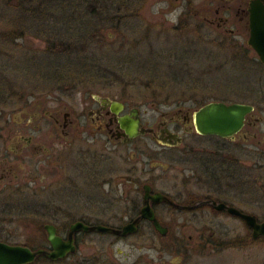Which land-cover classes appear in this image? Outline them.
<instances>
[{"label":"rangeland","instance_id":"obj_1","mask_svg":"<svg viewBox=\"0 0 264 264\" xmlns=\"http://www.w3.org/2000/svg\"><path fill=\"white\" fill-rule=\"evenodd\" d=\"M190 1L191 12L183 16L188 0H145L143 6L129 9L120 0H0V112L11 126L33 125L39 106L47 109L49 101L75 88L80 89L74 94L77 99L94 92L114 96L129 107L137 105L143 122L151 125L162 113L165 116L161 120L174 115L177 106L194 107V98L252 103L256 107L254 115L264 117V65L259 57L245 38L224 37L206 23L205 16L217 17L216 9L219 15L231 17L221 10L222 0ZM238 1L230 0L235 5L233 20L239 17ZM180 16L183 18L178 23ZM258 124L255 142L261 141L264 150V122ZM144 143L148 150H143ZM160 147L149 136L137 138L123 152V158L115 156L112 164L141 167L161 163L175 167L172 159H178L177 150L164 156ZM79 162L73 156L65 165L73 170ZM103 162L98 164L107 165L110 160ZM186 164H191L190 160ZM121 175L120 180L127 181ZM37 179L42 180L40 176ZM135 181L132 177L127 184L136 196L143 181ZM155 186L174 194L167 181ZM53 190L57 191L54 197L2 194L0 224L4 228L0 241L33 249L49 245L47 234L40 229L45 223L57 225L64 235L77 217V213L69 215L68 207L76 212L80 190L66 183ZM49 197L56 198L55 203L47 204ZM137 202L141 206V197ZM156 209L169 228L166 236L147 232L141 226L143 230L127 238L100 232L81 238L79 233L83 244L63 263L41 258L32 264H79L80 257L91 255L124 264H149L152 259L156 264L162 260L163 264H243L236 249L210 251V247H204L210 241L206 227L231 228L227 219L211 221L207 213H186L179 219L163 205ZM101 219L88 223L116 228L128 222L119 214ZM258 255V264H264L263 244Z\"/></svg>","mask_w":264,"mask_h":264},{"label":"flooded vegetation","instance_id":"obj_2","mask_svg":"<svg viewBox=\"0 0 264 264\" xmlns=\"http://www.w3.org/2000/svg\"><path fill=\"white\" fill-rule=\"evenodd\" d=\"M251 1H238L239 6L236 12L239 17L233 20L231 13L234 10V2L222 0L224 8L221 10L229 12L231 17L219 15V10L216 9L217 17L212 19L205 16V21L208 25L215 26L224 37L236 38L237 36L239 40L245 38L247 44L246 35L250 36ZM184 5L186 9L182 13L185 12L183 16L186 15V11H189V14L191 12V7L185 3ZM183 16L179 17L178 23ZM79 90L72 88L70 91H63L62 94L66 95L49 101L47 109L39 106L33 125L18 123L11 126L4 113L0 112V196L5 194L12 197V195L27 193L31 198L42 197L44 194L54 197L57 191L53 189H57L60 184L64 186L66 183L68 187L77 186L80 190L76 212L66 206L69 215L77 213L75 221L79 220L87 224L89 221H97L110 214L112 217L119 214L122 219L128 221L123 224L125 225L139 216L141 207L146 201L144 197L146 187H149L148 194L154 195L160 192L171 198L170 203L161 201L154 204L149 200L155 217L164 227L162 218H159L156 212L157 206L160 205L172 209L175 213L174 217L179 219L186 213L195 215L207 213L212 216L211 221L217 222L227 219L230 225H233L231 228L206 227L210 241L206 242L204 247H210V251L236 249L242 256L240 261L243 264L244 262L258 264V258H260L258 249L262 247V244L264 245V237L260 235L254 237L253 231L242 217L229 213L227 210V208H235L242 214L246 213L254 217L259 224L264 222V196H260L262 195L260 189L264 191V163H262L264 160H261L264 150L261 149V141L255 142L257 137L255 132L259 129L258 123L264 122V117L254 115L256 107L252 103H246L252 105L254 109L245 116L240 132L224 138L218 135L202 134L196 130L194 121V114L208 102L230 103L222 99L206 102L194 98L197 104L194 107L177 106L174 115L161 120L165 116L162 113L160 118L157 117L155 124L151 125L147 121L143 122L137 105L129 107L125 101L114 96L94 94V92L77 99L74 94L77 91L80 92ZM0 109L2 110V107ZM124 118L138 119L140 126L147 131L144 135L138 134L134 137L128 135L126 127H123L120 122ZM40 136H43L45 140ZM146 136L160 144L159 152L164 156L177 150L178 159H172L175 167L169 164L161 165V163H151L150 166L142 164L141 167H118L112 164L115 156L123 158V152L132 146L135 139ZM9 142L11 144L6 148ZM79 144L84 146L78 148ZM148 148V144L144 143L143 150ZM73 156H76L80 162L71 170L65 163H68ZM107 159L110 160L109 164H98L102 161L105 163ZM189 160L191 164L187 165L186 162ZM158 168L162 172H156ZM121 174L128 178L127 181H130L132 177L136 178L137 183L143 181L141 189L135 191L136 196L132 193L134 190L127 181L120 180ZM38 176L42 180L39 181ZM161 181L170 183L175 189L174 194L162 188L156 189L155 185ZM81 187H87V191L83 192L84 188L80 189ZM138 197H141V206L138 205ZM55 201L56 198L49 197L47 204H53ZM223 204L226 206L219 208ZM118 209L120 211L115 213ZM48 210L50 211L51 208L48 207ZM234 221L236 223L232 224L231 222ZM140 226L147 232L151 231L164 236L153 228L149 220H140L137 233L142 229ZM3 228L4 226L0 224V231ZM68 229L69 226L62 235L56 225V232L65 240ZM44 233L46 234L45 231ZM79 233H82L81 238H87L89 233L96 232H77L74 236L76 251L73 254L69 253L67 257L76 254L83 244V239L80 240L77 236ZM137 233H130V235ZM130 235L114 236L127 238ZM41 248H50V244ZM65 259H58L53 263H63ZM78 262L79 264H124L121 261L113 262V259L105 260L101 256L95 258L92 255L87 258L80 257ZM163 263L165 260L159 261V264ZM149 264L156 263L152 259Z\"/></svg>","mask_w":264,"mask_h":264},{"label":"water","instance_id":"obj_3","mask_svg":"<svg viewBox=\"0 0 264 264\" xmlns=\"http://www.w3.org/2000/svg\"><path fill=\"white\" fill-rule=\"evenodd\" d=\"M249 13L250 36L247 39V44L251 46L253 52L259 57L261 63L264 64V0H252ZM253 109L254 107L252 105L242 104L240 102H230L229 104L222 103V101L208 102L194 114L196 130L206 135L212 134L223 136L224 138L230 137L240 132V128L243 122H245V116L253 111ZM120 122L123 127H126L127 134L132 137L138 134L144 135L147 131L140 126L138 119L128 120L124 118ZM148 190L150 188L146 187L144 195L146 199L145 205L141 207L139 216L133 221L119 228H112L111 226L101 224L90 226L88 223L86 224L83 221L76 220L69 226L66 240L56 232V225L45 223L42 228L48 236L47 240L50 248L44 249L38 247L32 250L28 245L8 244L6 241H0V264H32L40 257H45L51 262H55L58 259L62 260L67 258L69 253L73 254L76 251L74 236L77 232H110L113 235L124 237L130 235V233H137L138 223L142 219L151 221L153 228L160 235L165 236L168 228L164 227L159 219L155 217L153 207H151L149 200L154 204H158L161 201L170 203L172 202L171 198L169 199L160 192L150 195L148 194ZM225 206L223 204L219 208ZM227 210L229 213L242 217L244 222L253 231L254 237L259 235L264 237V222L259 224L254 217L246 213L242 214L235 208H227Z\"/></svg>","mask_w":264,"mask_h":264},{"label":"trees","instance_id":"obj_4","mask_svg":"<svg viewBox=\"0 0 264 264\" xmlns=\"http://www.w3.org/2000/svg\"><path fill=\"white\" fill-rule=\"evenodd\" d=\"M120 2H122V4H124V8H127V9H129V8H133V7H135V5L136 6H139V5H141L142 4V6H143V3L145 2V0H120ZM190 0H188V4L187 5H189V7H192V5H190ZM43 227V226H42ZM42 227H41V229H42ZM16 244V243H15ZM24 245H26V244H24ZM31 248V247H30ZM32 250H34L33 248H32ZM41 258H44V260H48V259H46L45 257H40V258H38V259H41ZM37 260V259H36ZM49 262H50V260H48ZM51 263H53V262H51Z\"/></svg>","mask_w":264,"mask_h":264}]
</instances>
